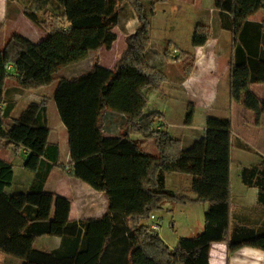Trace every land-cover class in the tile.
I'll use <instances>...</instances> for the list:
<instances>
[{"label": "trees", "instance_id": "1", "mask_svg": "<svg viewBox=\"0 0 264 264\" xmlns=\"http://www.w3.org/2000/svg\"><path fill=\"white\" fill-rule=\"evenodd\" d=\"M52 1L54 10H25L26 17L47 34L44 40L34 44L15 34L0 49V140L15 154L25 149L23 167L35 174L27 192L11 194L14 166L0 158V252L23 264H209L216 243L226 244L230 253L244 247L264 251V233L247 226L231 227L233 122L209 118L205 135L183 151L179 139L155 128L163 114L146 112L148 92L161 90L167 79L146 57L157 5L167 0ZM124 5L136 16L138 26L125 37L126 49L113 70L109 71L120 53V40L112 52H105L103 68L96 59L89 72L56 79L59 71L87 59L89 53L111 49ZM215 7L222 29L233 38L230 99L264 116V101L250 90L253 85L264 86V23L251 21L264 10V0H218ZM209 39L210 29L197 25L193 48L204 47ZM176 61L182 63L184 77L190 78L195 57L181 51ZM127 71L144 82L120 136L109 138L103 133L108 96ZM56 81L54 100L69 135L70 166L61 162L60 147L49 141L48 101L30 103L14 117L17 104L9 99L11 90L32 92ZM192 122L191 109L187 125ZM135 135L154 139L158 155L144 154L143 142L132 139ZM243 148L251 150L246 144ZM68 167L70 176L106 195L108 210L102 218L71 222L70 201L47 190L49 176ZM173 173L191 177L195 199L166 188V176ZM241 178L246 187L259 191L258 204L264 208V157L258 165L244 168ZM185 201L208 204L205 227L195 237L181 238L171 250L145 222L163 204ZM45 236L60 238V247L36 250L35 242Z\"/></svg>", "mask_w": 264, "mask_h": 264}, {"label": "rangeland", "instance_id": "2", "mask_svg": "<svg viewBox=\"0 0 264 264\" xmlns=\"http://www.w3.org/2000/svg\"><path fill=\"white\" fill-rule=\"evenodd\" d=\"M209 5L210 4H208L207 7H210ZM183 11L185 12L183 13ZM121 14L119 28L114 31L118 39L124 38V31L121 28L126 18H128L127 10L121 9ZM181 14V17L169 20L175 26V31L172 35L165 33L169 30V24L165 27V24L168 23L166 20L157 19L155 21V26L153 24L151 43L147 49V51H149H146V57L148 55L147 59L149 65L161 72L167 79L162 84L161 90L148 92L149 107L146 112L157 111L163 114L164 119L157 121L155 128L157 130H168L172 137L179 139L181 143L180 147L183 151L189 149L194 141L203 136L209 118L213 117L222 120H231L234 127L231 165L232 191L239 192L244 188H246V190L248 189L250 192L255 191L257 189L248 188L243 184L241 173L244 168H251L258 165L261 161V157H264V133L261 129L252 130L250 132L251 134L247 131L249 137L246 138V145L248 144L247 146L251 150L243 148V134L244 129L249 127L253 128L255 125L263 126L264 128V117L258 116L254 111L246 109L242 103L232 101L229 97V62L232 57L233 49L232 34L222 29L220 12L218 14L215 12L214 15L208 19V23L203 24L210 29V39L204 47L201 49L199 48L202 51V56L205 58L213 48H216L215 50L219 52V58L213 57V68L215 73L210 76L212 83L219 82V96H215L214 98L210 96L199 97L195 91H190L191 93L185 92L181 85L182 79H186L184 77L183 66L182 63H179L176 59L181 51L185 52L187 43L182 42V44H176V46L173 43L188 38L190 34H192L191 27H193V23L200 21V18H197V15L192 13L191 10L186 9V6H183L181 9ZM129 19L128 27L130 30H133L137 27V20H135L134 17ZM255 19L264 23V10L258 12ZM195 30L196 28L193 33H195ZM192 36H194V34H192ZM166 38L174 42L171 43ZM105 51L106 49L101 50L99 53H89L87 59L59 71L55 75L56 79H73V77H79L89 72L91 70L89 66L94 64L96 59H98L100 63L102 54L104 56ZM188 53L193 55L197 61V50ZM166 54H168V57L171 59L168 58V60ZM143 82L144 80L142 77L137 76L133 71H127L119 80L114 82L111 87L108 96L107 111L109 114H107L108 117L106 118L108 119H106V121L108 124L115 127V132L121 129L127 118L132 114V108L136 106L135 94L141 85H143ZM57 85L58 82L56 81L50 87L32 92L17 91L15 92L16 94H11V96H14V98L18 100L16 103L18 110L26 108L29 101L35 100L42 103L47 100V113L49 107V118L51 124H53L55 119L52 113L58 114L54 100V92ZM191 109L193 110V122L192 125H187V118ZM13 116L15 115L13 114ZM147 149L158 155L154 139L149 142ZM13 154H15L14 151L8 149L7 145L0 141V158L10 161L13 159ZM16 158L18 159L16 162L17 182L8 189V192L11 194L18 189V181L21 176L19 171L22 170L18 165V163L23 161L22 157ZM26 172H28L27 174L32 173L28 170H26ZM167 176L168 187L175 191L174 193L183 195V197L195 199V195L192 192V179L190 176L179 173H173ZM27 191V189H21L20 192ZM253 197H255L254 193L250 194L248 198L251 199ZM207 209V203L185 201L181 203L173 202L171 208H162L154 212V214L162 219V228L159 231L160 238L166 245L174 250L179 240L181 238H186L185 235L187 231H192L195 228L199 229V224L202 226L205 224V213ZM145 224L147 225V222H145ZM55 247L56 237H41L34 244V248L40 251H50ZM0 264H23V262L0 252Z\"/></svg>", "mask_w": 264, "mask_h": 264}, {"label": "crops", "instance_id": "3", "mask_svg": "<svg viewBox=\"0 0 264 264\" xmlns=\"http://www.w3.org/2000/svg\"><path fill=\"white\" fill-rule=\"evenodd\" d=\"M216 1L218 0H167L165 3L157 5L156 16L153 19V24L155 26V21L157 19L166 20L168 23L165 24L166 25L165 27H167V24H169L168 27L169 30L167 29L168 31L165 33L172 35L175 31V26L169 20L177 17L178 18L181 17L182 15L181 9L183 8V6H186V9L191 10L192 13L197 15V18H200L199 19L200 21L193 23V27H191L192 30L191 32L192 34H194L193 31L197 25L207 24L208 19L212 17L215 12L217 14L219 13L215 7ZM208 4H210L209 5L210 7H207ZM27 8H31L33 11L37 13H42L45 10H54L56 9V6L52 0H17V1L0 0V49H2L5 46V44L9 41V39L15 34L24 37L25 39L29 40L34 44H38L46 38L47 34L26 17L25 10ZM122 9H125V11L127 10V16H128V18H126L125 22L122 24V28H121L124 31V38H120V39L117 38V40L113 43L111 49L109 50L106 49L105 51L106 53L107 51L112 52L114 49V45L117 43V41L119 40L121 41V43L118 46L119 49L118 51H120V53L116 61L113 62V65L111 66L112 68L109 71L113 70L116 62L120 59L122 53L126 49L125 37L129 34L134 33L137 28L136 27L133 30L129 29L128 27V22L130 20L129 18L134 17L135 20H137V18L129 10L127 5H124ZM184 12L185 11H183V13ZM256 15L252 17L251 21L260 22L257 19H255ZM121 16L122 14L120 13V22H121ZM119 25L116 29L119 28ZM114 33L116 34V32ZM192 34H190L188 38L184 40L181 39V41H177V42H174L173 40L166 38L171 43L174 42L173 44L175 46L176 44H180V43L182 44V42H186L187 48H185V52H193L194 50L198 51L197 53L198 57L194 68V72L189 79H182L181 85L184 88L185 92L191 93L195 91L199 95V97H207V96L213 98L215 96L218 97L219 87H220L219 82L212 83L210 80V76L213 73H215L214 72L215 70L213 68V60L215 57L219 58V52L215 50L216 48H213L211 49L209 55H207L204 58L202 56L203 54L201 53L202 51L200 50L201 48L200 49L193 48ZM104 61H105V54L104 56L102 54L101 62L99 63V66L102 68ZM106 61L107 63L111 64L112 56H108ZM92 66L93 64H91L89 68L92 69ZM73 78H77V77H73ZM250 88H251L250 90L254 93L255 96H257L261 101H264V86L253 85ZM15 92L17 91L11 90L9 99L14 100L17 103L18 100L15 99L14 96H11V94H14ZM229 97H230V88H229ZM30 103H39V102L32 100L28 102V105ZM24 109L25 108L18 110L16 105V109L13 113L15 115L14 117H17ZM107 114H109V112H107ZM52 115H54V119H55L53 121V124H51L50 122L49 107H48V113L46 112V122L48 128L50 129L49 141L60 147L61 162L65 166H70L72 162V158L70 153L68 131L64 126V124L61 122L59 114L52 113ZM9 124H11V122ZM255 129H261L264 133L263 126L255 125L253 126V128L249 127L247 129H244V134H243L244 144H246V138L249 137L247 135V131L249 134H251L250 132ZM205 132H206V128H205ZM205 132L203 136L205 135ZM103 133L106 137L109 138H116L120 136V130L119 131L117 130L115 132V127L108 124V122L105 120L103 125ZM132 139L140 140L143 142L142 151L144 154L150 156H156V153L149 151L147 149L149 142L153 141V139H143L141 136H137V135L133 136ZM1 142L7 145L6 142L4 141ZM7 148L13 151V148L8 145ZM27 156H28V152L25 149H22L19 154H13V159L8 161L12 163L14 166V174H15L14 182H13L14 185V183L17 182L16 162L18 161V159L16 157L19 158L22 157L23 160L22 161L23 163L22 162L18 163L20 169L22 170L19 171L21 176L18 181L19 186L17 191L18 190L21 191V189L29 190L35 177V174L33 172L31 174H27L28 172H26V169L23 167ZM231 159H232V151H231ZM69 170L70 167H68L67 171H63V170L54 171L49 176L48 181L46 183L47 190L50 193L67 198L70 201L71 222H80V221H87L90 219L102 218L108 210L109 203L106 195L104 193H100L94 190L88 184L70 176L68 173ZM167 177L168 176H166V188L170 191H173L168 187ZM252 192L254 193L255 197L249 199L248 197L250 194H253ZM252 192L248 191V189L246 190V188L242 189L239 192L232 191L233 200H232L231 227L236 228L239 226H247L254 228L258 233H264V208L258 204L259 191L255 190ZM171 207H172V203H166L165 205L162 206V208L164 209H169ZM158 218L160 219L162 225L161 217L158 216ZM148 223L149 220L147 221V225H149ZM199 226H200L199 229L195 228L192 231H187L185 237L192 238L202 233L205 224L203 226L199 224ZM60 245H61V239L56 238V247L54 249L59 248ZM170 249L172 250L173 248L170 247ZM50 251H52V249ZM209 264H264V251L256 248L244 247L233 253H230L228 251V247L226 244L216 243L213 244L211 247Z\"/></svg>", "mask_w": 264, "mask_h": 264}, {"label": "built area", "instance_id": "4", "mask_svg": "<svg viewBox=\"0 0 264 264\" xmlns=\"http://www.w3.org/2000/svg\"><path fill=\"white\" fill-rule=\"evenodd\" d=\"M148 226L154 233L159 234V231L161 230L162 225H161L160 219L158 218V216L156 214L153 213L150 216L149 225Z\"/></svg>", "mask_w": 264, "mask_h": 264}]
</instances>
